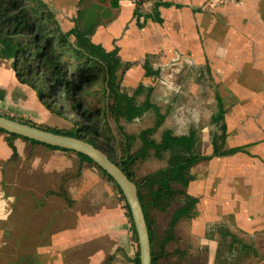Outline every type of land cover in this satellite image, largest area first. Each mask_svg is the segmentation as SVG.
I'll list each match as a JSON object with an SVG mask.
<instances>
[{"label": "crops", "instance_id": "obj_1", "mask_svg": "<svg viewBox=\"0 0 264 264\" xmlns=\"http://www.w3.org/2000/svg\"><path fill=\"white\" fill-rule=\"evenodd\" d=\"M42 1L62 31H91L86 52L116 62L120 92L156 107L155 141L189 143L195 205L174 227L180 250L214 264L220 246L264 238V0ZM37 102L0 60L2 115L31 118ZM150 115L118 124L125 132L121 120L129 128ZM76 156L0 131V264H134L124 200Z\"/></svg>", "mask_w": 264, "mask_h": 264}, {"label": "trees", "instance_id": "obj_2", "mask_svg": "<svg viewBox=\"0 0 264 264\" xmlns=\"http://www.w3.org/2000/svg\"><path fill=\"white\" fill-rule=\"evenodd\" d=\"M90 32L77 28L69 32L62 31L54 13L42 0H0V60L10 61L18 81L34 90L42 101L46 98H52V101L60 98L63 106L69 108L80 120L68 129H59L36 124L29 119L4 115L55 133L81 138L102 149L119 165L137 187L148 228L151 264H159L160 259L169 256L166 246L175 239L174 227L178 219L189 216L195 205V199L185 192L189 181L188 169L194 159L189 156L190 146L186 141L173 140L166 133L158 142L152 138L153 132L162 122V115L149 101L136 105L134 95L120 92L114 75L116 62L112 61L111 65L105 66L86 52L90 45L86 34ZM70 34L75 35L76 44L70 42ZM96 82L101 84L100 89L95 88ZM109 95L113 98L110 104L106 103ZM45 105L53 113L59 114L62 111L49 101ZM148 108L156 112L157 120L153 126L140 130L137 135L124 132L118 124L119 119H134ZM108 115L113 118L122 136V154L118 159L114 157L115 137ZM0 131L9 137H19L53 150L71 151L82 162L96 165L115 184L124 200L137 245L134 264H139L138 243L131 213L121 189L110 175L87 155L11 134L3 129ZM136 138L141 141V146L130 152L131 143ZM150 150L158 158L168 152L167 165L137 179L133 174L134 165L138 160L145 159ZM58 195L65 196V193L61 189ZM178 197H181L180 205L172 212L160 239L154 228L153 211L165 212Z\"/></svg>", "mask_w": 264, "mask_h": 264}, {"label": "rangeland", "instance_id": "obj_3", "mask_svg": "<svg viewBox=\"0 0 264 264\" xmlns=\"http://www.w3.org/2000/svg\"><path fill=\"white\" fill-rule=\"evenodd\" d=\"M95 88L100 89L101 84L96 82ZM36 97L38 102L41 104V108H38L39 106L37 107L34 105V110L31 112V118L26 115L14 116L21 117L22 119H29L30 121L36 120L34 121L36 124L59 129H68L73 126L75 122L80 120L79 117L75 115L69 108L63 106L60 98H56V101H52V98H46V100L42 101L37 94ZM106 99V103L110 104L112 101L111 96L109 95ZM48 101L51 102V104L58 110L61 108L62 111H60L59 114L51 112V110L45 105V102ZM107 117L115 137L116 150L114 152V157L115 159H118L122 154V136L119 134L113 118L110 115ZM155 121V116L150 115L138 122H135L136 124H133L129 128L124 124L123 120H121L120 124L123 126L126 133L136 135L140 129L153 126ZM159 135L160 132L157 130L155 133H153L152 138L158 139ZM140 146L141 141L139 139L134 140L131 143L130 152L136 151ZM168 157L169 153L164 154L162 158L158 159L155 157L153 150H150L148 156L145 159L138 160L135 163L133 168L134 177L138 179L154 170L165 167L167 165ZM79 163L87 165L86 162H82L80 158L76 156V167ZM72 174L75 173H67V175L62 176L61 179H67ZM180 198L181 197L176 198L165 212H159L157 210L153 211L152 215L155 222L154 228L158 238L161 239L163 236L172 212L180 205ZM181 247L182 246L180 245V242H175V239L169 242L166 246V251L169 253V256L160 259L159 264H209L207 258H205V256L201 253L189 252L185 249L182 251L180 250ZM214 264H264V238L261 237L256 240V242L249 244V248L247 249L240 247L238 244L233 245V248L230 249H228V247L225 245L220 246L218 252L215 253Z\"/></svg>", "mask_w": 264, "mask_h": 264}, {"label": "water", "instance_id": "obj_4", "mask_svg": "<svg viewBox=\"0 0 264 264\" xmlns=\"http://www.w3.org/2000/svg\"><path fill=\"white\" fill-rule=\"evenodd\" d=\"M0 129L41 143L79 152L91 158L101 169L112 177L121 189L129 207L136 232L139 264H151L150 239L146 219L138 197L137 187L119 165L110 159L102 149L81 138L55 133L2 114H0Z\"/></svg>", "mask_w": 264, "mask_h": 264}, {"label": "built area", "instance_id": "obj_5", "mask_svg": "<svg viewBox=\"0 0 264 264\" xmlns=\"http://www.w3.org/2000/svg\"><path fill=\"white\" fill-rule=\"evenodd\" d=\"M132 5H138L146 2L147 0H129ZM218 2H225V1H238V0H217Z\"/></svg>", "mask_w": 264, "mask_h": 264}]
</instances>
